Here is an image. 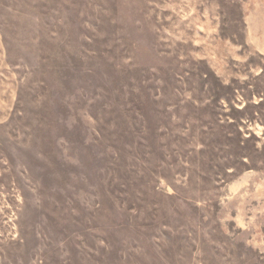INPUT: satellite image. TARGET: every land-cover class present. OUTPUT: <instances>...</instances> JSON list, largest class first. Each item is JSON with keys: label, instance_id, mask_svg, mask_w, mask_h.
I'll return each instance as SVG.
<instances>
[{"label": "rangeland", "instance_id": "rangeland-1", "mask_svg": "<svg viewBox=\"0 0 264 264\" xmlns=\"http://www.w3.org/2000/svg\"><path fill=\"white\" fill-rule=\"evenodd\" d=\"M0 264H264V0H0Z\"/></svg>", "mask_w": 264, "mask_h": 264}]
</instances>
